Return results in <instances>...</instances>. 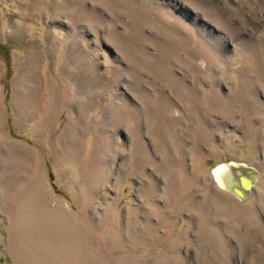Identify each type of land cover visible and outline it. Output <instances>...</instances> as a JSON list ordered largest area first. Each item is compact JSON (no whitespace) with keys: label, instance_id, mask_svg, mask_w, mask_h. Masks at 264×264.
<instances>
[{"label":"rangeland","instance_id":"374dc122","mask_svg":"<svg viewBox=\"0 0 264 264\" xmlns=\"http://www.w3.org/2000/svg\"><path fill=\"white\" fill-rule=\"evenodd\" d=\"M0 264H264V0H0Z\"/></svg>","mask_w":264,"mask_h":264},{"label":"water","instance_id":"95a60500","mask_svg":"<svg viewBox=\"0 0 264 264\" xmlns=\"http://www.w3.org/2000/svg\"><path fill=\"white\" fill-rule=\"evenodd\" d=\"M228 167L229 172L224 175L226 177L224 186L236 193L239 197L245 198L250 194V187L255 182L254 171L245 164H228Z\"/></svg>","mask_w":264,"mask_h":264},{"label":"bare ground","instance_id":"6f19581e","mask_svg":"<svg viewBox=\"0 0 264 264\" xmlns=\"http://www.w3.org/2000/svg\"><path fill=\"white\" fill-rule=\"evenodd\" d=\"M212 105V104H210ZM193 106V105H192ZM214 106V105H213ZM194 107V106H193ZM192 107V108H193ZM228 164H222L220 165V167L218 169H216L215 171V175L217 176V179L219 181L220 184H222L224 186L225 182H226V177L224 175L227 174V172H229L228 170ZM229 178V177H228ZM228 181V180H227Z\"/></svg>","mask_w":264,"mask_h":264}]
</instances>
